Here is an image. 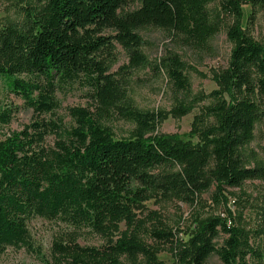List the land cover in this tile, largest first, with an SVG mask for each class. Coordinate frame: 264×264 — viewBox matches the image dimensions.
Returning a JSON list of instances; mask_svg holds the SVG:
<instances>
[{"label": "trees", "instance_id": "obj_1", "mask_svg": "<svg viewBox=\"0 0 264 264\" xmlns=\"http://www.w3.org/2000/svg\"><path fill=\"white\" fill-rule=\"evenodd\" d=\"M14 1L21 3L19 20L0 24V78L34 117L0 141V254L9 247L36 253L29 224L41 218L74 229L54 241V264H164L142 240L144 232L170 245L173 264H204L214 253L225 264H249L248 258L264 264V251L251 247L231 215L201 221L186 241L156 211L148 215L150 231L137 215L152 194L182 195L194 203L213 184L222 193L264 178V167L246 166L240 154L264 121V47L242 26V0ZM247 2L264 9V0ZM213 3L215 15L209 10ZM149 27L201 51L226 27L233 43L228 66L215 74L217 88L190 103L177 97L170 111L180 117L198 106L190 131L195 143L154 135L167 112L138 109L109 72L115 43L128 51V67L148 62L139 32ZM158 66L175 93L190 91L179 55L165 56ZM81 80L92 105L70 108V126L51 118L60 106L57 92ZM10 111L2 114L5 123ZM114 115L135 125L132 136L115 138L104 126L103 120ZM261 215L264 235V207ZM80 230L100 235L104 243L82 246Z\"/></svg>", "mask_w": 264, "mask_h": 264}, {"label": "rangeland", "instance_id": "obj_2", "mask_svg": "<svg viewBox=\"0 0 264 264\" xmlns=\"http://www.w3.org/2000/svg\"><path fill=\"white\" fill-rule=\"evenodd\" d=\"M243 19L242 26L251 36L264 47V9L253 8L247 0H242ZM138 3L133 5L137 7ZM21 3L14 0H0V24L8 21H18L20 18ZM212 15L218 11L216 3L209 5ZM254 13V20L251 15ZM112 34V31L105 32ZM143 44L141 51L147 63L138 68H130L129 53L119 44L114 45V54L109 58V72L121 80L129 99L134 106L143 111L162 109L167 112L166 119L156 129L154 135L177 137L183 140L196 142L190 136L194 115L199 108L193 104L190 113L174 117L170 111L179 99L190 103V100L199 93L208 94L217 88L215 74L228 66L233 43L227 37L226 27H222L209 42L207 50H193L182 46L178 40L173 39L165 30L149 27L139 32ZM169 54L179 55L186 64V75L190 83L187 94H177L173 90L167 73L161 69L159 61ZM59 108L50 117L58 121L59 118L67 126L73 124L69 109L74 107H89L92 105L90 89L84 80L68 86L64 91L56 94ZM6 109L10 111V121L5 123L2 114ZM34 117L24 101L8 91L5 83L0 78V141L6 140L12 134L20 132ZM104 126L109 128L115 138H128L133 135L135 125L119 119L118 116L107 117L103 120ZM48 143H53L54 135L47 138ZM244 164L248 167H264V121L259 122L255 129V138L240 150ZM264 207V178L247 180L240 187L224 188L217 190L213 184L211 188L198 196L196 202L185 199L182 195L163 197L152 194L143 202L137 215L146 219L145 228L151 230L153 223L149 220L150 211H156L166 225L183 241L189 239L191 234L198 229L201 221L211 216H227L237 226L243 229L248 236L249 244L254 249L264 251V235L262 228V209ZM228 217V216H227ZM31 241L35 252L26 249L9 247L5 253L0 254V264H54L53 243L63 237L65 233L74 229L67 227L58 220H45L34 218L29 224ZM124 230V224H121ZM78 242L82 246H100L104 238L86 230H80ZM225 236L217 240V246L223 245ZM142 240L158 251V258L164 264H173L174 256L169 244L156 242L149 232L142 234ZM142 264L144 263L143 260ZM249 264H255V259L248 258ZM204 264H225L216 254H212Z\"/></svg>", "mask_w": 264, "mask_h": 264}]
</instances>
